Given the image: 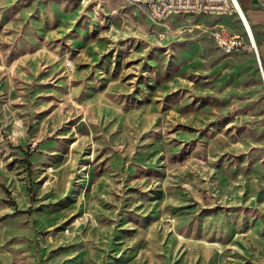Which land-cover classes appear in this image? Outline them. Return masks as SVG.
<instances>
[{
  "label": "rangeland",
  "instance_id": "374dc122",
  "mask_svg": "<svg viewBox=\"0 0 264 264\" xmlns=\"http://www.w3.org/2000/svg\"><path fill=\"white\" fill-rule=\"evenodd\" d=\"M262 70L237 12L0 0V264H264Z\"/></svg>",
  "mask_w": 264,
  "mask_h": 264
},
{
  "label": "built area",
  "instance_id": "2783aa9c",
  "mask_svg": "<svg viewBox=\"0 0 264 264\" xmlns=\"http://www.w3.org/2000/svg\"><path fill=\"white\" fill-rule=\"evenodd\" d=\"M133 2L148 9L149 17L159 22L165 21L174 13H186V9H194V13L201 14L238 13L236 0H133ZM217 40L226 53L239 51L246 46V40L237 34L226 36L218 33Z\"/></svg>",
  "mask_w": 264,
  "mask_h": 264
},
{
  "label": "crops",
  "instance_id": "0c3cea01",
  "mask_svg": "<svg viewBox=\"0 0 264 264\" xmlns=\"http://www.w3.org/2000/svg\"><path fill=\"white\" fill-rule=\"evenodd\" d=\"M242 3L246 12L245 15L254 35L257 50L259 55L261 53L264 58V0H257V2L255 0H242ZM243 24L246 28L244 22Z\"/></svg>",
  "mask_w": 264,
  "mask_h": 264
},
{
  "label": "bare ground",
  "instance_id": "6f19581e",
  "mask_svg": "<svg viewBox=\"0 0 264 264\" xmlns=\"http://www.w3.org/2000/svg\"><path fill=\"white\" fill-rule=\"evenodd\" d=\"M133 2V0H130ZM135 3V2H134ZM236 3H237V7H238V13H239V16L241 17V19L243 20V22L245 23L246 25V28H247V34H248V37H249V40L251 41L253 47H254V50L256 51V54H257V59L260 60L259 64H260V67H261V70H262V62H261V58H260V55H259V52L257 50V47H256V44H255V39H254V35L252 33V30L250 28V25L248 23V20H247V17L245 15V12L243 11V8L239 2V0H236ZM140 5V4H139ZM146 9V8H145ZM148 15H149V10L146 9ZM186 13H194V9H186ZM153 20V19H152ZM154 21V20H153ZM154 22H159V21H154ZM262 73H263V77H264V72L262 70Z\"/></svg>",
  "mask_w": 264,
  "mask_h": 264
},
{
  "label": "trees",
  "instance_id": "16d2710c",
  "mask_svg": "<svg viewBox=\"0 0 264 264\" xmlns=\"http://www.w3.org/2000/svg\"><path fill=\"white\" fill-rule=\"evenodd\" d=\"M243 7V6H242ZM243 9H244V7H243ZM244 11H245V9H244Z\"/></svg>",
  "mask_w": 264,
  "mask_h": 264
},
{
  "label": "water",
  "instance_id": "95a60500",
  "mask_svg": "<svg viewBox=\"0 0 264 264\" xmlns=\"http://www.w3.org/2000/svg\"><path fill=\"white\" fill-rule=\"evenodd\" d=\"M256 2H257V0H255ZM259 62H260V60H259Z\"/></svg>",
  "mask_w": 264,
  "mask_h": 264
}]
</instances>
